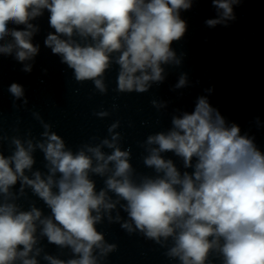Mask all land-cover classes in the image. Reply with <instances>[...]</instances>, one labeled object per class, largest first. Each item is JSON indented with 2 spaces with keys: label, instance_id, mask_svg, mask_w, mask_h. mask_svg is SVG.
<instances>
[{
  "label": "clouds",
  "instance_id": "clouds-1",
  "mask_svg": "<svg viewBox=\"0 0 264 264\" xmlns=\"http://www.w3.org/2000/svg\"><path fill=\"white\" fill-rule=\"evenodd\" d=\"M193 2L0 0V54L13 56L30 73L40 51L33 43L39 26L31 21L47 10L54 32L44 44L73 71L76 82L90 81L105 95L106 75L116 65L114 91L147 93L165 81V66L181 65L183 54L172 45L187 32L181 12ZM240 3L212 0L217 17L206 25L229 26ZM188 85L182 73L173 90ZM7 91L14 107L20 100L27 105L21 84L14 82ZM150 103L158 112L167 107L156 98ZM93 114L104 119L111 113ZM32 116L43 129L39 139L30 131L23 138L0 135V145L10 141L11 148L7 156L0 151V264H104L118 248L98 229L105 221L164 248L176 264H264V152L238 124L227 122L207 95L197 98L192 112L176 110L170 128L140 143L143 164L152 174L134 168L131 148L123 147L117 131L119 120L108 126L106 137L93 136L73 151L39 112ZM37 150L46 171L34 170ZM169 152L184 171L167 158ZM93 177L103 180L99 190ZM29 190L50 214L34 201L27 210L18 203ZM45 238L68 250L69 257L45 251Z\"/></svg>",
  "mask_w": 264,
  "mask_h": 264
}]
</instances>
